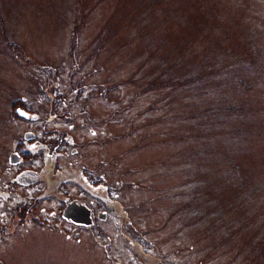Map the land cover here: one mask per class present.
Here are the masks:
<instances>
[{
	"label": "rangeland",
	"instance_id": "rangeland-1",
	"mask_svg": "<svg viewBox=\"0 0 264 264\" xmlns=\"http://www.w3.org/2000/svg\"><path fill=\"white\" fill-rule=\"evenodd\" d=\"M0 262L264 264V0H0Z\"/></svg>",
	"mask_w": 264,
	"mask_h": 264
},
{
	"label": "water",
	"instance_id": "water-1",
	"mask_svg": "<svg viewBox=\"0 0 264 264\" xmlns=\"http://www.w3.org/2000/svg\"><path fill=\"white\" fill-rule=\"evenodd\" d=\"M16 112L20 115V116H24L27 117L29 114L26 111H23L21 109H17ZM36 115H32L31 119L35 120L36 119ZM32 136L31 132H27L24 134V138H29ZM20 160V155L16 152L10 153L9 154V163L10 164H17ZM106 212L105 211H100L97 215V217L99 219H104L106 217ZM62 216L67 219L72 221L75 224H82L85 226H89L92 223V218H91V214H90V210L87 206H85L84 204L77 202L75 200L73 201H68L65 204V207L63 209L62 212Z\"/></svg>",
	"mask_w": 264,
	"mask_h": 264
},
{
	"label": "flooded vegetation",
	"instance_id": "flooded-vegetation-1",
	"mask_svg": "<svg viewBox=\"0 0 264 264\" xmlns=\"http://www.w3.org/2000/svg\"><path fill=\"white\" fill-rule=\"evenodd\" d=\"M34 137V135L32 134V136L31 137H29V138H24L26 141L27 140H30V139H32ZM20 155V154H19ZM21 157V156H20ZM21 160V159H20ZM18 164H20V161L17 163V165ZM34 176H37V175H35L34 173H30V172H27V173H24V174H22V175H20V177L18 178V180L20 181V182H23V183H28V182H30V181H32V180H34L35 179V177ZM89 186H90V188L92 189V190H94V185H91V184H89ZM104 202H105V204L108 206V207H112L115 203H114V201H112L107 195H104ZM73 200H75V201H77L76 199H70V198H66L65 200H64V205L68 202V201H73ZM77 202H79V201H77ZM83 204V203H82ZM85 205V204H84ZM86 206V205H85ZM89 208V207H88ZM89 210H90V214H91V218L93 219V217H92V212H91V209L89 208ZM70 221V220H69ZM92 222H93V220H92ZM75 224V223H74ZM75 225H77V226H79V227H89V226H91L92 225V223H91V225H89V226H84V225H82V224H75ZM5 231H7V228H6V230ZM0 264H2V262H0Z\"/></svg>",
	"mask_w": 264,
	"mask_h": 264
},
{
	"label": "trees",
	"instance_id": "trees-1",
	"mask_svg": "<svg viewBox=\"0 0 264 264\" xmlns=\"http://www.w3.org/2000/svg\"><path fill=\"white\" fill-rule=\"evenodd\" d=\"M56 105L54 103L51 104V109L49 111V115H54L53 113L55 112Z\"/></svg>",
	"mask_w": 264,
	"mask_h": 264
}]
</instances>
